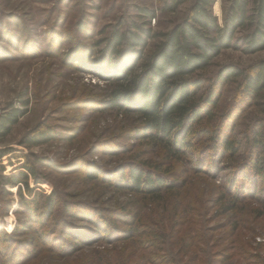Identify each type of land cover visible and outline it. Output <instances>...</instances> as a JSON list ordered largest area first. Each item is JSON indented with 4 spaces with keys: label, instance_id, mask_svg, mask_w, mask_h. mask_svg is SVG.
Here are the masks:
<instances>
[{
    "label": "trees",
    "instance_id": "trees-1",
    "mask_svg": "<svg viewBox=\"0 0 264 264\" xmlns=\"http://www.w3.org/2000/svg\"><path fill=\"white\" fill-rule=\"evenodd\" d=\"M64 1L51 8L55 16L43 32L34 33L26 26L10 28L8 18L4 22L0 20V54L10 46L22 52V48L30 51L45 42L38 53L49 49L50 53L55 51L60 56L59 51L64 52L61 59L69 67L99 74L105 86L97 98V108L125 116L132 114V122L120 135L138 139L147 146L145 150L158 157L155 161L138 160L147 152L133 150L131 159L120 163L107 175L90 170L95 167L93 162L88 168L82 163L77 169L82 170L81 178L117 187L118 192L142 199L160 197L164 192H172L181 180L172 177L178 168L175 162L188 156L194 142L204 137L207 151L216 162L238 158L241 147L246 144L242 159L228 166L232 180L227 181V191L239 193L240 181L255 187L262 181L264 196V58L245 67L223 64L211 76L202 73L226 49L244 54L264 50V0H226L221 21L212 11L215 0H158L154 7L135 4L128 16L121 15L113 25L99 27L96 32L99 36L93 40L90 39L95 30L92 25L88 26L87 12L80 10L76 18H69L66 13L75 11ZM186 1L191 2L182 19L167 30L152 27L151 21L157 22L159 14L174 12ZM65 43L68 46L63 47ZM231 83L235 84L237 98H233L226 110L217 112L223 88ZM253 101L262 107V115L254 118L246 130L236 131L244 104ZM28 104V99H22L20 106L11 105L0 113V140L25 115ZM58 135L59 132L50 127L35 126L20 143L45 144ZM69 136L67 138L73 134ZM114 145L120 151L122 145ZM9 151L0 148V220L12 207L13 193L8 187H16L17 209L27 214L29 221H37L34 229L43 233L38 235L44 241L41 237L39 242L18 238L25 229H15L12 233L1 230L0 264H28L47 252L68 258L92 243H115L121 237L132 236L133 228L129 223L120 227L115 220L119 214L126 221L133 220L132 214L123 207L109 210L112 216L101 218L87 201L62 202L55 189L49 194L35 192L29 186V176L35 186L41 179L29 159L19 170L5 174L1 159ZM115 173L116 178H113ZM237 201L238 196L233 195L221 207L233 209ZM49 220L53 221L49 227L52 231L46 233L45 225ZM26 225L28 230L32 229L29 222ZM69 236L73 239L64 238Z\"/></svg>",
    "mask_w": 264,
    "mask_h": 264
},
{
    "label": "rangeland",
    "instance_id": "rangeland-1",
    "mask_svg": "<svg viewBox=\"0 0 264 264\" xmlns=\"http://www.w3.org/2000/svg\"><path fill=\"white\" fill-rule=\"evenodd\" d=\"M65 1L75 11L66 13L69 18H76L80 10L89 15L88 26L92 25L95 30L90 40L99 36L96 33L99 27L113 25L121 15L131 14L133 5L154 7L158 2ZM59 2L62 0H0V20L4 22L8 18L14 23H10V28L26 26L34 33L43 32L48 27L47 23L52 22V16H55L51 8L58 6ZM190 2H184L174 12L159 14L157 22L151 21L152 27L167 30L172 23L182 19ZM225 3L226 0H215L212 6L219 21L222 20ZM45 44L29 48L30 51L22 48V52L10 46L8 51L3 50L7 53L0 54V113L11 105L20 106L22 99L29 100L28 111L0 140V148L10 150L1 159L4 173L19 170V166L29 159L41 179L35 186L33 178L29 176V186L35 192L49 194L55 189L62 202L87 201L101 218L112 216L109 210L123 207L132 214L133 220L126 221L121 214L115 220L120 227H126V223H129L133 234L128 239L121 237L115 243L102 241L81 247L68 258L42 253L28 264H264L262 181L256 187L240 181L242 187L239 193L227 191V181L232 180L228 166L242 159L247 145L241 147L240 158L217 159L216 162L212 153L207 151L208 143L204 137L195 141L190 154L175 162L174 166L178 168L172 177L181 179L178 185L174 186L172 192H164L160 197L142 199L137 195L118 192L117 187H108L105 183L86 181L80 177L82 170L77 171L82 163H86L88 168L92 167L90 162H93L95 167L90 170L107 175L117 165L131 159L133 150L147 152L138 160L155 161L158 157L145 150L147 146L140 144L138 139L120 135L132 122V114L125 116L115 111L102 112L97 108V98L105 86L103 77L93 71L69 67L61 59L64 52L61 54L59 51L60 56L55 51L50 53L49 49L38 53V48L41 50ZM263 58L264 50L244 54L239 50L226 49L202 73L211 76L223 64L245 67ZM234 85L231 83L223 88L217 112L226 110L233 98H237ZM260 115L262 107L256 101L244 104L235 130H246L248 124ZM35 126L56 130L59 132L58 138L40 145L20 143L22 137ZM71 134L73 137L67 138ZM115 141L118 143L114 144H121L124 148L120 146L118 151L112 143ZM116 174L113 178H116ZM8 188L13 193V202L8 214L0 220V231L12 233L21 228L25 230L20 229L23 234L18 238L38 241L41 237L44 241L43 233L34 229L37 228L34 223L37 221H29L28 215L17 209L16 187ZM233 195L238 196L235 208L223 209V203ZM25 197L28 198L26 194ZM28 222L32 229L28 230ZM50 222L53 221L49 220L45 225L46 233L52 231L49 230ZM64 238L73 239L71 236Z\"/></svg>",
    "mask_w": 264,
    "mask_h": 264
}]
</instances>
